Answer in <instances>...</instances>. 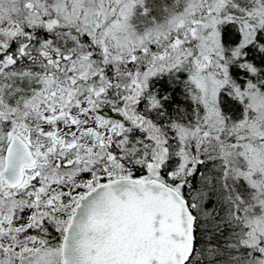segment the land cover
<instances>
[{
	"label": "snow or ice",
	"instance_id": "obj_1",
	"mask_svg": "<svg viewBox=\"0 0 264 264\" xmlns=\"http://www.w3.org/2000/svg\"><path fill=\"white\" fill-rule=\"evenodd\" d=\"M0 264H264V0H0Z\"/></svg>",
	"mask_w": 264,
	"mask_h": 264
}]
</instances>
